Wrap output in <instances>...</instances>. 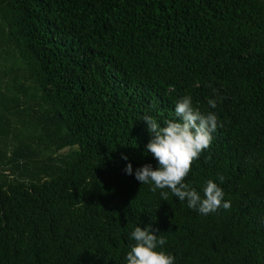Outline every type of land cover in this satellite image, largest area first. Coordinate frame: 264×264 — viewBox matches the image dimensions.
Instances as JSON below:
<instances>
[{
    "label": "trees",
    "instance_id": "1",
    "mask_svg": "<svg viewBox=\"0 0 264 264\" xmlns=\"http://www.w3.org/2000/svg\"><path fill=\"white\" fill-rule=\"evenodd\" d=\"M184 95L223 123L185 182L229 210L135 178ZM149 224L174 264H264V0H0V264H126Z\"/></svg>",
    "mask_w": 264,
    "mask_h": 264
},
{
    "label": "clouds",
    "instance_id": "2",
    "mask_svg": "<svg viewBox=\"0 0 264 264\" xmlns=\"http://www.w3.org/2000/svg\"><path fill=\"white\" fill-rule=\"evenodd\" d=\"M207 103L211 109L217 107L216 99L209 98ZM174 112L175 118L165 119L163 126L151 115L143 117L151 136L146 150L155 158L158 167L145 164L135 170V178L143 185H151L152 192L160 189L164 201H167L170 191L200 214L207 215L221 207L229 210L231 202L224 200L223 189L213 180L205 181L203 196L185 182L192 164L210 147L213 133L218 127L222 128L223 123L215 112L205 113L194 106L191 95L177 99ZM122 159L128 160V157L124 155ZM124 171L132 175V164L128 163ZM219 179L222 183L224 178L221 176ZM165 189L169 191H163ZM158 231L151 224L145 228L135 227L130 236L135 243L130 245L126 264H174V256L162 250L167 241L162 234H156Z\"/></svg>",
    "mask_w": 264,
    "mask_h": 264
}]
</instances>
